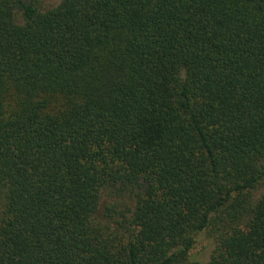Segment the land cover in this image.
I'll list each match as a JSON object with an SVG mask.
<instances>
[{
	"label": "trees",
	"instance_id": "obj_1",
	"mask_svg": "<svg viewBox=\"0 0 264 264\" xmlns=\"http://www.w3.org/2000/svg\"><path fill=\"white\" fill-rule=\"evenodd\" d=\"M0 264H264V0H0Z\"/></svg>",
	"mask_w": 264,
	"mask_h": 264
},
{
	"label": "rangeland",
	"instance_id": "obj_2",
	"mask_svg": "<svg viewBox=\"0 0 264 264\" xmlns=\"http://www.w3.org/2000/svg\"><path fill=\"white\" fill-rule=\"evenodd\" d=\"M60 0H45L47 5H56Z\"/></svg>",
	"mask_w": 264,
	"mask_h": 264
}]
</instances>
